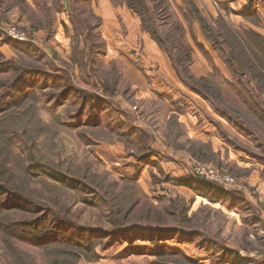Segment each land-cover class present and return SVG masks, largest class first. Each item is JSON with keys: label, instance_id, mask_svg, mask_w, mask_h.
<instances>
[{"label": "rangeland", "instance_id": "1", "mask_svg": "<svg viewBox=\"0 0 264 264\" xmlns=\"http://www.w3.org/2000/svg\"><path fill=\"white\" fill-rule=\"evenodd\" d=\"M45 1L50 17L34 0L27 2L35 12L15 9L0 17V178L11 176V194L0 195V264H264L249 252L263 248L264 226L249 203L258 206L264 189V148L254 137L264 140V124L234 102L243 83L229 66L210 44L194 39L197 29L187 33L192 75L200 79L219 70L211 79L245 129L187 98L169 77L174 72L165 53V66L151 68L153 59L142 60V46L126 28L121 44L130 46L117 49L103 20L95 19L102 4ZM183 1L170 0L173 19L183 20ZM199 3L210 18L223 16L222 26L264 35V0ZM12 41L30 42L40 52ZM49 64L54 71L45 76ZM245 68L239 67V78L259 73L254 67L243 76ZM23 71L28 76L15 82ZM178 92L188 101L175 106L170 99ZM177 106L186 114L175 141L168 117ZM198 145H204L206 161L192 157ZM196 164L234 178L233 185L204 179L229 194L192 185ZM245 168L251 171H240ZM134 188L139 194L130 202L127 192ZM176 227L188 233H173ZM226 249L240 251L244 260L234 263L236 255Z\"/></svg>", "mask_w": 264, "mask_h": 264}, {"label": "trees", "instance_id": "2", "mask_svg": "<svg viewBox=\"0 0 264 264\" xmlns=\"http://www.w3.org/2000/svg\"><path fill=\"white\" fill-rule=\"evenodd\" d=\"M34 1L35 3H38V5H42L48 17L51 16V7L45 0ZM69 2H71V0H69ZM111 3L114 6L126 7L137 14L141 22V30L143 33L148 34L157 44L158 48L167 55L178 79L181 80L190 91L206 101L210 105L214 114H217L223 122L227 121L240 129H245V126L241 122L239 123L237 117L234 114H231L230 109L226 108L229 98L225 96L222 86L211 79L219 75V70L215 68V74L212 73L207 77H202L200 79H196L192 75L190 68L193 64L194 48L188 44L186 35L187 33L193 34L194 27L197 26L204 40L210 44L218 57L229 66L233 74L237 77V83H243V86L241 87L243 90H236L237 99L235 98L236 101L234 102L244 113L256 115V117L264 124V35L245 26H240L237 30L225 25L222 26V24H224L223 16L220 15L219 18L215 19L210 18L201 10L199 0L183 1L181 6L183 20L173 19L168 13V9L171 7L170 0H111ZM1 8H4V11L0 12V17H4L5 14L8 15V13L15 9H22L27 15H29V12H35L31 9V5L27 0H0V9ZM95 19L100 20L99 17H96ZM47 26H52L50 20ZM187 28H189V30ZM194 39H196L195 36ZM13 43L23 45L26 51L29 50L35 53L40 52V50L34 47L30 42L14 41ZM47 56L48 55L45 54V58H47ZM1 66L2 64H0V67ZM49 66L52 68V71H47L45 76L50 75V72L52 73L54 71V67L50 64ZM240 66L247 67L242 74L243 76H251L253 74L252 68L254 67H256V70H258L259 73L256 77L239 78ZM26 75L27 72L23 71L22 75L15 82L18 81L19 83ZM231 86H234L233 83H231ZM231 103L233 104V102ZM210 120L213 121L217 129L221 130V128H223L221 125L223 122H215L212 119ZM169 130L171 131V134L172 131H177L176 136L171 135L175 141H178L184 133L176 115H172L169 119ZM247 131L251 132L249 129ZM142 132L147 134L144 130H142ZM254 137L259 142L258 144L264 148V140H260V138L256 136ZM188 144L192 145L191 142H188ZM198 147L199 149L196 152H193L192 157L200 161H206L204 156L205 152L202 150L204 145H198ZM33 160H36L34 156H32L31 162ZM191 176L193 180L191 179L190 183L192 185L203 186L204 188L214 191L216 194H224L226 192L221 185L207 182L193 172ZM0 182V195L11 194V191L9 190V188H11V176L7 175L6 179L0 178ZM121 192L123 195L126 194L124 190ZM127 193L133 195V197L130 198V202L134 200L135 195L139 194L135 188L132 192L128 191ZM226 193L229 194L228 192ZM207 198L213 201V198ZM127 199L128 196H125V200ZM10 201L9 204L7 203L10 205L9 209H11ZM130 204L131 205L127 208L128 213L135 210L138 201ZM144 209L147 208L145 207ZM31 226L35 227V224ZM173 229H175L171 230L173 233H188L179 227ZM191 233L192 235H196L197 233H200V230ZM45 239L46 238H44V240ZM226 252L227 255H236L233 260L234 263H240L241 259L244 260L240 256L239 251L226 249ZM55 264L63 263L57 260Z\"/></svg>", "mask_w": 264, "mask_h": 264}, {"label": "crops", "instance_id": "3", "mask_svg": "<svg viewBox=\"0 0 264 264\" xmlns=\"http://www.w3.org/2000/svg\"><path fill=\"white\" fill-rule=\"evenodd\" d=\"M93 1L97 2L99 4H102L98 8V12H96V10H95V12L93 10V12H94V15L96 13L97 17H99L103 20V29H104V31H106L105 33H107V36H109L110 39H112V43H114V45L115 44L117 45V46L115 45L117 47V49L125 51L130 46V45L127 46L125 44L126 46L124 47L121 44V42H123L124 39L122 36L120 37V35L121 34L124 35L123 30L126 28V34H129L130 36L135 37L134 39L137 40L138 42H140V44L142 46V50L139 53V56H141L142 60H143V58H145V59L146 58H152L153 63H152L151 68H153L154 66L158 68L159 66H162L163 64H164L163 66H165L167 61L162 60V56H163L164 52L158 48L157 44L150 38V36L148 34L143 33V31L141 30V22H140L139 17L137 16L136 13H134L132 10H129L128 8L123 7V6H114L111 3V0H93ZM199 5H201V3H199ZM117 10H119V11H117ZM118 15L122 18V21L119 20ZM121 22H122V25L124 27L120 26ZM194 28L199 31V34L197 33V36H195V37L196 38L199 37V40L202 42V39L204 40V38L202 37L199 28L197 26H195ZM110 50H112V47H110ZM137 54H136V58H133L135 61L138 60ZM113 60L114 61L117 60V56L113 57ZM168 61H170L169 58H168ZM146 62H148V61H146ZM169 66L173 70L171 62H170ZM173 72H174V70H173ZM157 76H159V75H157ZM169 77L177 79L175 85H177L178 89L180 91H182V93L187 98L189 96V98H196L200 101H203L207 105L208 110L213 112L206 101H204L201 97L197 96L192 91H190L188 89V87L183 82H181V80L178 79L175 72H174V74H170ZM163 79L164 80H162V82H166L165 78H163ZM171 90H173V89H171ZM174 93H175V91H174ZM182 93H179V92L176 93V96H175L176 99L175 100L170 99L172 104H174L175 106L176 105L179 106V105H181L183 99L185 101L187 100V98L184 97L182 95ZM126 110H127V108H126ZM177 110H179L178 113H177ZM184 114H186V111L183 108H179V107H178V109H174L171 112V116L176 115L178 117V122L181 125L182 129L184 126H183V123L181 122L180 116H183ZM171 116L168 117V120L170 119ZM190 141H194V140H190ZM240 171H243V172L244 171H251V169L245 168V169H240ZM258 180H259L258 178H255L253 181L258 182ZM263 186H264V184H263ZM260 197H261V199L259 201V205L257 204L258 206H256V204H250V203H249V205L251 206V209H252V207L255 208V210L257 211L258 217H259L258 220H259V222H262V224L264 226V189L261 192ZM263 230H264V227H263ZM250 236L253 239H255L254 235L251 234ZM259 240H261L263 242V248L261 251H258V250H255L253 247H251V250L249 252L251 255H255V256L254 257L252 256L253 258L250 257V259L256 260V258H259V259H263V261H264V235L260 236ZM245 252L249 253L248 251H245Z\"/></svg>", "mask_w": 264, "mask_h": 264}, {"label": "built area", "instance_id": "4", "mask_svg": "<svg viewBox=\"0 0 264 264\" xmlns=\"http://www.w3.org/2000/svg\"><path fill=\"white\" fill-rule=\"evenodd\" d=\"M208 1V0H207ZM15 38L22 40L23 36L18 33L16 30L12 31ZM194 172L196 175L200 176L203 179L211 180L215 182H220L226 185H233L235 184L234 178L231 176L225 175L220 173L216 168H212L210 166L196 164L194 168Z\"/></svg>", "mask_w": 264, "mask_h": 264}]
</instances>
